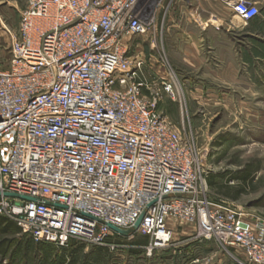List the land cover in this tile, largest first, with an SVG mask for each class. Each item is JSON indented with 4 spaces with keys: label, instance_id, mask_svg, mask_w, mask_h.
Returning a JSON list of instances; mask_svg holds the SVG:
<instances>
[{
    "label": "built area",
    "instance_id": "built-area-1",
    "mask_svg": "<svg viewBox=\"0 0 264 264\" xmlns=\"http://www.w3.org/2000/svg\"><path fill=\"white\" fill-rule=\"evenodd\" d=\"M146 3L28 0L18 28L4 29L0 215L60 247L116 251L138 232L148 256L175 243L180 220L195 230L185 241L264 264V226L253 231L230 204L208 199L192 143L158 107L163 94L175 98L173 80L142 79L144 56L129 54L156 29ZM231 6L245 22L259 14L242 0ZM139 219L129 236L110 227L132 230Z\"/></svg>",
    "mask_w": 264,
    "mask_h": 264
},
{
    "label": "rangeland",
    "instance_id": "rangeland-1",
    "mask_svg": "<svg viewBox=\"0 0 264 264\" xmlns=\"http://www.w3.org/2000/svg\"><path fill=\"white\" fill-rule=\"evenodd\" d=\"M27 1L0 0L1 66L8 67L10 60L4 29L18 28ZM167 2L147 0L145 11L147 17H155L156 29L137 38L129 54L144 56L142 79L173 80L175 98L163 94L158 107L192 143L208 199L230 204L240 213L241 224L256 231L264 226V4L257 24H239L238 50L215 54L174 47V39L165 36L167 12H184L183 25L189 29L200 24L194 16L199 8L170 6ZM213 10L209 6L208 11ZM231 10V5L223 8L224 12ZM181 39L188 44L187 36ZM215 63L223 67L222 78L210 71ZM172 225L175 243L168 249L155 250L151 256L146 252L148 237L138 232L131 239H118L116 251L73 241L61 254L68 263L75 256L72 250L81 247L77 264H248L239 249H228L229 253L224 249L221 258L210 241L208 247H202L205 242L185 241L194 228L180 220ZM0 264H7L6 260H0Z\"/></svg>",
    "mask_w": 264,
    "mask_h": 264
},
{
    "label": "crops",
    "instance_id": "crops-1",
    "mask_svg": "<svg viewBox=\"0 0 264 264\" xmlns=\"http://www.w3.org/2000/svg\"><path fill=\"white\" fill-rule=\"evenodd\" d=\"M166 1V0H162ZM170 6L180 5L183 6H193L196 5L199 8V12L194 14L195 20H199L200 24L198 27L185 28L183 25L184 21V12L175 13L168 11L166 17V27H165V36L170 40L171 38L175 41L174 47L183 46L186 50H189L191 53H224V52H236L240 47L238 43L240 27L239 24L245 21H242L237 17L233 10L230 12H224L223 8L225 5H231L235 1L239 0H167ZM247 4L257 6L260 8L264 4V0H242ZM213 7V11H208V8ZM171 10V9H170ZM261 20V15L258 14L253 19L247 21V24H252L253 26ZM188 39V44H183L182 37ZM247 37V36H246ZM185 45V46H184ZM218 60V58H216ZM210 71L213 75L223 77V67L222 65L218 66V63H215L214 66L210 68ZM215 246V254L219 253V257H224L221 253L219 246L216 242L210 241ZM208 241L204 243L202 247H208ZM232 256V255H231Z\"/></svg>",
    "mask_w": 264,
    "mask_h": 264
},
{
    "label": "trees",
    "instance_id": "trees-1",
    "mask_svg": "<svg viewBox=\"0 0 264 264\" xmlns=\"http://www.w3.org/2000/svg\"><path fill=\"white\" fill-rule=\"evenodd\" d=\"M247 180V177L243 179ZM70 242L68 245H72ZM64 247L52 243L35 241L30 235L22 233L17 224L0 215V260L7 264H77L81 247L72 250L74 258L66 263L61 254Z\"/></svg>",
    "mask_w": 264,
    "mask_h": 264
},
{
    "label": "water",
    "instance_id": "water-1",
    "mask_svg": "<svg viewBox=\"0 0 264 264\" xmlns=\"http://www.w3.org/2000/svg\"><path fill=\"white\" fill-rule=\"evenodd\" d=\"M6 196H11V195L6 194ZM139 223H140V219L136 222L134 228H133L132 230H128V231H122V230H119V229H117V228H115V227H112V226H110V227H111L114 231L120 233V234L123 235V236H129L133 231H135V230L137 229V227L139 226Z\"/></svg>",
    "mask_w": 264,
    "mask_h": 264
}]
</instances>
